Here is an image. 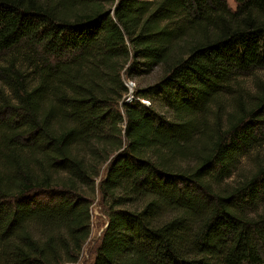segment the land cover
Returning <instances> with one entry per match:
<instances>
[{
    "label": "trees",
    "instance_id": "1",
    "mask_svg": "<svg viewBox=\"0 0 264 264\" xmlns=\"http://www.w3.org/2000/svg\"><path fill=\"white\" fill-rule=\"evenodd\" d=\"M234 2L0 0V264L77 263L97 194L91 264H264V0Z\"/></svg>",
    "mask_w": 264,
    "mask_h": 264
},
{
    "label": "rangeland",
    "instance_id": "2",
    "mask_svg": "<svg viewBox=\"0 0 264 264\" xmlns=\"http://www.w3.org/2000/svg\"><path fill=\"white\" fill-rule=\"evenodd\" d=\"M226 1H227L230 8H232V9L235 8L234 0H226ZM159 75H160V70L158 68H155L149 74H146V75H143L140 77L126 78L125 76H123V79L126 82L132 84L130 86L131 90H129L128 94L126 95L125 100L128 101V100L132 99L133 91H135V89L138 86H140V85L143 86V85H147L149 83L155 82L158 79ZM259 77L263 80V83H264V71L259 72ZM246 81H247L246 85L250 88V85H251L250 80L247 79ZM145 101L146 100H144V99L141 100V102L143 104L148 105L145 103ZM261 153H262V151H261ZM250 159H251L250 157L249 158L248 157L247 158L242 157L241 164H240L239 168L237 169L236 173L237 172H247L251 168V160ZM90 210H91V231H90V235L82 247V251L80 254L79 261L75 264H91V260L94 257L96 248L100 242L102 232H103V230L106 226V223H107V218L105 215V209L103 207V204H102V201L100 199L99 194H97L95 199L93 200V203L90 207Z\"/></svg>",
    "mask_w": 264,
    "mask_h": 264
},
{
    "label": "built area",
    "instance_id": "3",
    "mask_svg": "<svg viewBox=\"0 0 264 264\" xmlns=\"http://www.w3.org/2000/svg\"><path fill=\"white\" fill-rule=\"evenodd\" d=\"M124 84H125V86L128 88V92H129V90H131V89H130V86H131L132 84L126 82L125 80H124ZM145 103L148 104V101L146 100Z\"/></svg>",
    "mask_w": 264,
    "mask_h": 264
},
{
    "label": "water",
    "instance_id": "4",
    "mask_svg": "<svg viewBox=\"0 0 264 264\" xmlns=\"http://www.w3.org/2000/svg\"><path fill=\"white\" fill-rule=\"evenodd\" d=\"M125 101H127V100H125ZM107 224V223H106Z\"/></svg>",
    "mask_w": 264,
    "mask_h": 264
}]
</instances>
